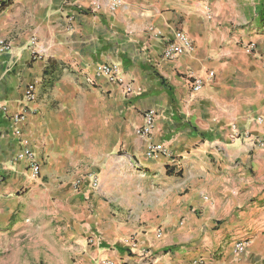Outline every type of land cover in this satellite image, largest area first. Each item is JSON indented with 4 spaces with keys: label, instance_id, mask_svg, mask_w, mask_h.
<instances>
[{
    "label": "crops",
    "instance_id": "obj_1",
    "mask_svg": "<svg viewBox=\"0 0 264 264\" xmlns=\"http://www.w3.org/2000/svg\"><path fill=\"white\" fill-rule=\"evenodd\" d=\"M176 29L194 48L167 59ZM1 39L0 235L50 213L74 264H264V147L233 133H264V0H0ZM100 63L118 65L129 93L95 73ZM210 70L193 90L191 74ZM24 110L16 133L10 115ZM146 111L154 121L140 135ZM24 137L39 177L15 158ZM150 142L177 162L144 158Z\"/></svg>",
    "mask_w": 264,
    "mask_h": 264
},
{
    "label": "built area",
    "instance_id": "obj_2",
    "mask_svg": "<svg viewBox=\"0 0 264 264\" xmlns=\"http://www.w3.org/2000/svg\"><path fill=\"white\" fill-rule=\"evenodd\" d=\"M120 0H106L108 8L114 9ZM92 10H97L100 8V3L93 1L89 6ZM28 47L31 49V53L35 58H38L40 53L36 49V39L32 38L28 44ZM10 45L6 40H0V56L9 52ZM193 42L190 36L182 29H176L173 33V40L168 41L163 48V56L167 59H173L183 53L193 51ZM256 44L254 41H248L244 49L247 52H254ZM95 73L100 75L108 82L118 84L122 86L123 93L127 94L130 91V87L124 83V78L119 71V67L116 63H100L95 66ZM214 76L213 71H207L205 75L203 74H191V88L193 90H198L202 87L205 81ZM86 82L90 85H95L96 81L93 77H86ZM36 83L29 82L25 86V99L27 101H33L36 99ZM0 111L7 113L8 107L1 101L0 98ZM24 111L11 114L10 117L15 124V132L18 133L19 129L16 127V123L24 118ZM260 117H258L259 119ZM261 119V118H260ZM154 121V115L151 111H146L143 113L142 123L137 127V133L140 135H148L151 131ZM234 136L241 137L246 141L251 148H263L264 147V133L260 135H252L248 131L238 132L234 129ZM146 159H155L158 157H166L170 163H176V157L167 149L166 146L148 143L143 154ZM15 158L23 159L26 162V166L32 175V177H39L41 172V162L37 158L35 151L33 150L28 138H22V148L16 153ZM91 186L96 189L98 187L99 181L96 176L90 175ZM157 233H160V229H157ZM91 242V239H89ZM250 240H238L233 243V250L237 255L245 254L248 248ZM128 244L130 248L138 246L137 238L135 235H131L128 239ZM138 257L140 260L150 263L155 260V255L151 249L142 247L138 250ZM99 264H114L108 259H99ZM201 261L196 262L195 264H200ZM120 264H128L127 261H122Z\"/></svg>",
    "mask_w": 264,
    "mask_h": 264
},
{
    "label": "rangeland",
    "instance_id": "obj_3",
    "mask_svg": "<svg viewBox=\"0 0 264 264\" xmlns=\"http://www.w3.org/2000/svg\"><path fill=\"white\" fill-rule=\"evenodd\" d=\"M41 216L40 220H26L12 234L0 235V264L75 263L73 248L60 221L50 219V213Z\"/></svg>",
    "mask_w": 264,
    "mask_h": 264
}]
</instances>
